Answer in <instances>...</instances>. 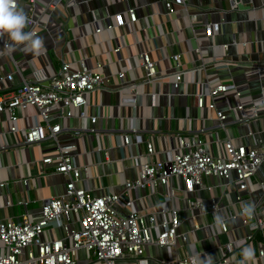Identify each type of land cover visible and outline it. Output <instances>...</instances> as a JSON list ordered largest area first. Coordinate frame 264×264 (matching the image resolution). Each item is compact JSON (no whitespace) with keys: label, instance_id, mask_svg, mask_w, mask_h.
Masks as SVG:
<instances>
[{"label":"crops","instance_id":"0c3cea01","mask_svg":"<svg viewBox=\"0 0 264 264\" xmlns=\"http://www.w3.org/2000/svg\"><path fill=\"white\" fill-rule=\"evenodd\" d=\"M46 1L37 0L31 13L39 21L38 36L43 39L39 51L25 52L18 46L9 52L0 45V96L10 95L24 82L45 79L48 83L64 63H69L72 70L103 64L100 72L110 78V84L90 93L88 105L76 109L74 116L60 119L61 144L75 145L76 165L89 169L78 185L87 188L90 196L124 191L128 180L139 177L142 164L185 150L187 142L201 140L210 155L222 157L227 140L264 148V114L248 124L232 122L234 115L227 101L218 98L217 110L228 114L229 123L223 127L217 111L209 107L214 100L208 95L209 86L219 82L235 83L246 92L244 98L259 95L264 83V69L257 68L264 65V0H238L235 9L230 0H186L185 4H175L172 11L166 5L170 0H63L52 14L45 13ZM130 8L137 13L134 23L130 21ZM18 9L30 14L27 0H20ZM116 15H122L123 25L96 33V21L103 28L105 18L109 16L115 22ZM214 22L221 24V30L208 37L205 27ZM118 46H122L120 54L114 52ZM145 51L155 61L160 81H143L140 54ZM176 54L181 55L179 66L173 59ZM179 69L185 76L177 88L174 80ZM120 71L126 73L127 81L137 84L135 90L120 84ZM202 94L205 105L200 107L197 99ZM81 110L85 117L80 116ZM92 117H97L96 123ZM36 123L44 122L33 106L20 109L15 122L7 112L0 113V183L5 184L0 185L1 219L21 220L29 215L38 221L44 201L66 191L69 178L41 163L45 155L55 153L54 142L23 145V134L10 131L13 125L26 129ZM125 135L132 136L130 145H125ZM148 141L154 144L155 154H148ZM259 180L264 181V165L250 179V191L238 188L235 175L230 181L205 177V187L193 196L205 204L215 200L220 209L199 215L196 222L201 228L193 231L190 217L198 211L187 206L192 194L184 191L181 179L172 181L176 195L171 201L166 198L167 186L132 189L137 209L155 215L159 224L170 219L171 208H177L184 221L179 232L189 237L188 243L180 238L174 247L147 245V264H175L187 252L194 254L199 264L209 256L216 264L221 258L219 247L229 243L233 245L228 251L229 264H239L241 249L249 245L255 250L249 264H259L263 237L237 216V196L263 207L264 187L257 184ZM219 220L227 221L228 232L222 230ZM251 234L253 240L244 244V238ZM63 236L64 229L54 227L44 238ZM133 263L130 255L117 261ZM80 264L87 261L82 259Z\"/></svg>","mask_w":264,"mask_h":264},{"label":"built area","instance_id":"2783aa9c","mask_svg":"<svg viewBox=\"0 0 264 264\" xmlns=\"http://www.w3.org/2000/svg\"><path fill=\"white\" fill-rule=\"evenodd\" d=\"M63 0H48L45 4V13L52 14ZM232 8H237L238 0H230ZM37 0H27L30 14L27 15L28 29L36 35L39 33V21L31 13ZM186 0H170L166 5L172 11L175 4H185ZM20 0H14V6L18 9ZM130 21L138 20L136 10L130 8ZM122 15L115 16V22L111 17L105 18L102 28L95 22L96 33L104 30H112L116 25H123ZM221 30V24L208 23L205 34L212 37L214 32ZM9 43L6 36H0V45L8 50ZM122 46L114 49L117 54L121 53ZM180 54L173 56L176 65L179 66ZM141 67L144 70V82L160 81L155 61L152 60L148 51L140 54ZM103 64L97 62L94 67L83 65L79 70H72L69 63H64L60 73L48 83L45 79L32 82H24L18 85L10 95L0 96V113L7 112L12 121L19 118V110L30 106L38 110V114L44 123H36L23 129L13 125L11 132H21L24 136L23 145L41 144L44 141L54 142L55 153L45 155L41 163L51 165L56 173L63 174L69 178L66 191L62 195L53 196L44 201L42 214L38 221H33L29 215H24L21 220L0 218V242L3 251L0 252V264H80L82 259L87 264H117V261L126 255H130L135 263L147 264L145 259L146 247L149 244L174 247L178 239L188 243L187 233H180L179 228L184 221L179 210L175 207L170 209V219L159 224L155 215L140 212L135 200L131 196L132 189L141 187H152L156 189L163 185L169 188L166 198L171 201L176 195V188L172 186L174 178L183 181L184 191L192 194L187 198V206L191 210H197V214H191V230L200 229L196 222L199 215L209 212L216 213L220 206L217 201L205 204L195 198L193 194L205 187V177H220L226 181L233 179L235 175L239 181L240 190L250 189V179L256 177L264 165L263 145L241 144L236 145L232 140L225 142L226 155L212 156L205 147L203 141H192L185 144V150L175 154L170 153L165 159L152 160L142 164L139 177L126 182V189L120 193H106L102 196H90L87 188L79 186L78 183L88 176L87 166H78L74 161L73 144H61L59 135L62 132L60 119L70 118L75 115L76 109H82L88 105V95L96 90L106 88L110 84V78L104 76L100 69ZM259 71L264 65L257 67ZM185 72L178 70L175 87L183 82ZM13 79L12 75L7 76ZM118 79L122 86L130 88L137 84L126 80V73L120 71ZM230 93H233L229 96ZM245 91L240 90L235 83L219 82L209 86L208 95L213 98L209 105L217 111V119L221 126L229 123L228 114L217 110L216 101L222 98L227 101L228 110L233 113L235 123H249L250 120H258L264 114V83L261 85L259 95L244 98ZM198 105H205L204 95H199ZM81 117L86 113L81 110ZM91 121L96 123L97 117ZM254 132L251 131V134ZM138 139H140L138 137ZM133 142L131 135L124 136L125 145ZM262 143V142H261ZM148 154H155L154 144L150 141L146 145ZM264 187V181H257ZM4 186V183H0ZM250 191V190H249ZM240 203H249L248 199L237 196ZM255 211L251 218L239 216L243 223L252 226L259 231L264 240V202L263 207L254 205ZM239 209V212H240ZM166 212V210H164ZM224 232L229 231L227 221H218ZM75 224V226H74ZM61 227L65 236L61 238L45 239L44 235L50 228ZM156 233V234H155ZM155 234V235H154ZM253 234L244 238V244L252 241ZM239 245V244H238ZM233 245L231 243L220 246L221 258L216 264H229L228 251ZM259 264H264V249L258 255ZM175 264H199L192 253L177 259Z\"/></svg>","mask_w":264,"mask_h":264},{"label":"clouds","instance_id":"9594fccd","mask_svg":"<svg viewBox=\"0 0 264 264\" xmlns=\"http://www.w3.org/2000/svg\"><path fill=\"white\" fill-rule=\"evenodd\" d=\"M27 23L26 13L14 6V0H0V36L7 37L9 52L14 51L18 46H22L25 52H37L43 47V39L40 36L25 31ZM254 211L253 204L242 203L239 215L251 218ZM254 256L255 250L252 246L243 247L239 264H249ZM202 264H213V261L209 256Z\"/></svg>","mask_w":264,"mask_h":264}]
</instances>
